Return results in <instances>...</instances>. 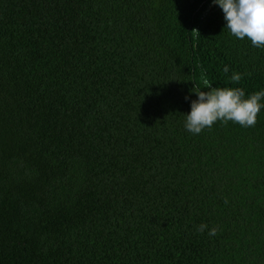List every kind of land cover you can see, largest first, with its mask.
Listing matches in <instances>:
<instances>
[{
	"label": "trees",
	"instance_id": "16d2710c",
	"mask_svg": "<svg viewBox=\"0 0 264 264\" xmlns=\"http://www.w3.org/2000/svg\"><path fill=\"white\" fill-rule=\"evenodd\" d=\"M226 23L212 0H0V264H264V110L184 127L205 79L264 90Z\"/></svg>",
	"mask_w": 264,
	"mask_h": 264
},
{
	"label": "clouds",
	"instance_id": "9594fccd",
	"mask_svg": "<svg viewBox=\"0 0 264 264\" xmlns=\"http://www.w3.org/2000/svg\"><path fill=\"white\" fill-rule=\"evenodd\" d=\"M224 13L226 27L237 39L247 37L253 47L264 48V0H212ZM199 32L198 29H193ZM229 68L225 66L224 72ZM243 74L234 73L231 81L239 83ZM205 89L199 86L191 89L197 99L191 101V111L185 114V129L193 135L210 130L216 123L227 125L229 122L238 123L241 127H255L258 122V113L264 110V90L246 96L245 90L240 87H213L205 79ZM189 99V97H185ZM227 203V200H225ZM209 226L201 223L196 231L203 234ZM214 226L208 231L210 237L219 232Z\"/></svg>",
	"mask_w": 264,
	"mask_h": 264
}]
</instances>
